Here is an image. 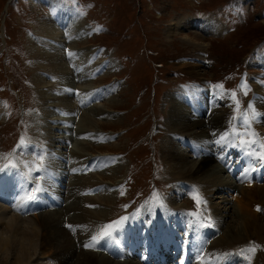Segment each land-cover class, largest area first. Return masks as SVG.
Here are the masks:
<instances>
[{"label":"rangeland","instance_id":"rangeland-1","mask_svg":"<svg viewBox=\"0 0 264 264\" xmlns=\"http://www.w3.org/2000/svg\"><path fill=\"white\" fill-rule=\"evenodd\" d=\"M54 1L69 5L76 10L83 23L91 30L85 41L77 42L76 47H91L90 58L94 63L103 64L104 61L109 60L108 64L111 61L110 66L105 64L104 70L108 69L105 73L99 71L92 79L96 86H112L111 100L102 99L96 102L105 109L109 118V120H101V123L108 124L103 131L107 132L110 138L105 141L106 143L103 142L100 150L97 149L98 146H92L89 151L115 157L120 167L114 175L104 173L106 169H111V166L109 168L100 166L105 170L103 173L98 172L100 171L98 169L89 173L98 181L94 186L100 185L101 190L103 188L110 190V194L100 191L99 193H103L94 198L96 202L84 203L90 209L101 210L97 214L102 215L95 217L96 222L103 226L124 218L127 213H135L139 218L145 219L139 227L143 231L150 227L151 213L155 214L158 211L169 213L171 208L175 211L188 210L190 214L193 212L211 219L212 211L209 207L211 203L224 219L221 224L222 229L219 230L217 227V232L220 233L226 227H230L233 217L235 218L230 208L236 205V198L242 202L243 209L249 216L254 211L261 214V203L254 207L255 203L246 202L245 197L240 195L243 188L251 186L250 183L246 186L245 183L235 181L238 189L232 186L230 188L219 186L208 191L206 196L199 188L203 181L197 180L193 183L183 177L172 179L162 151L166 138L171 137L173 133L169 131L166 121L170 110L169 96L174 94H176L175 98L185 99L186 107H189V103L191 105L194 103L197 107H190V110L195 115L202 109L205 122L206 116L212 111L226 107L222 112L227 118L224 126L221 128L217 126L214 129L215 133L211 135L213 138L210 143L208 139L204 142L210 153L213 151L212 144L216 145L212 141H220L219 145L226 144L225 141L229 137L236 142L239 141V137L234 134L239 133L238 129L241 133L246 129L243 125L239 126L235 120H241V114L248 110L250 103L254 105L256 112L261 114L251 122L255 128L251 129V133L263 131L264 127L262 130L259 129L255 122L258 118L264 119V103L258 107L254 100L259 97L264 102V0ZM40 5L33 0H0V167L7 162L2 158L3 155L13 152L22 136L30 142V148L29 146L25 148L27 152L25 149L22 152L17 150L16 156L26 161L25 155L31 153V145L41 140L44 123L47 125L44 131L52 139L57 138L59 142L50 141L51 148L50 146L45 148L48 150L46 156H50L52 151L56 156L58 150H62L61 154L67 158L69 155L67 135L64 136L59 132L63 129L58 127L60 123L56 122L54 114L44 120L40 115L42 111L39 106H50L52 109L57 106L48 102L47 98L45 101L42 100L32 80L35 60L30 54L29 47L39 42L36 37L39 34V23L42 19L47 20L49 15L47 7ZM201 19H206L213 26L216 25L218 33L211 29V33L198 29L197 26L189 23L190 20ZM192 63L202 64L204 67L202 77L188 72L187 65ZM45 79L46 82L50 80L46 76ZM242 85L246 88H242ZM255 86H259L262 94L257 92ZM208 90L211 91L210 95ZM245 90L247 95L244 94ZM189 91L196 93L201 101L196 100L194 94L189 96ZM233 92L240 102L239 111L236 110L235 101L231 97ZM233 117L236 119L234 120ZM37 120L41 123L36 122ZM76 122L77 120L73 128ZM252 126L250 128H253ZM69 133L70 131L67 132L68 135ZM221 137L225 139L221 140ZM179 138L196 141L190 134H182ZM184 140L179 145L183 150L182 154L189 160L199 159L192 146L185 144ZM39 142L37 143L40 144ZM229 143L231 145V142ZM44 145L48 144L44 142ZM198 145V148H203ZM227 146L229 145L213 151V157L217 159L219 153L227 152ZM71 148L73 149L72 146ZM65 167L64 164L61 167L64 168L65 175L58 183L61 189L65 188L68 176L71 175L70 170ZM85 170V166L79 168L81 173ZM223 171L222 174L227 176L224 169ZM10 172L7 170L0 172V180L7 176L11 177ZM229 179L231 184L234 179L231 177ZM263 182L264 179L256 183L261 185ZM183 183L195 185L198 191L193 188L191 194H186L183 189L180 192L174 189L175 185ZM66 189L59 191L61 198ZM194 196L197 199H194ZM61 198L59 197L57 207L64 206L63 201L60 202ZM197 200L200 201L199 204ZM42 208L39 210L35 208L31 211L32 214L27 213V216L26 213L21 214L20 208L15 210L20 212L21 218H33L40 210L49 211L45 206ZM143 209L146 210L142 211ZM63 220L65 225L66 216ZM166 222L172 226L175 223L170 215L166 218ZM205 225H207L206 221ZM4 226V223L0 225L2 228ZM68 228L66 230L75 240L74 234ZM243 232L237 239L229 240L226 247L229 246L230 254L246 257L244 261L248 264L251 261L252 264H264V230H258L252 237ZM76 247L79 248L77 243ZM250 247L255 248V251L249 254L247 251L242 252V248L245 250ZM36 252L32 257L33 260L39 256L42 261L52 262L50 254L56 256L49 249H37ZM164 254L168 262L174 264V260L170 259L173 253L165 250ZM6 257V264H13L15 257L11 254ZM76 258L71 259L72 263H75ZM1 260L0 264H5ZM134 260L142 263L137 254H128L126 257L121 255L117 258L121 263Z\"/></svg>","mask_w":264,"mask_h":264},{"label":"bare ground","instance_id":"bare-ground-1","mask_svg":"<svg viewBox=\"0 0 264 264\" xmlns=\"http://www.w3.org/2000/svg\"><path fill=\"white\" fill-rule=\"evenodd\" d=\"M33 1L39 5H43L45 8L47 7L46 9L49 10V15L47 20L42 19L39 23V34L36 35L39 42L29 47L30 54L35 60L32 67L34 69L32 80L42 100L45 101V98H47L48 102H52L53 105L57 106L55 107L56 109H52L50 106H39V109L42 111L40 115H42V119L44 120L47 116L54 114L57 120L56 122L60 123L58 127L63 129L59 132L64 136L67 135L66 138L68 143H64L68 144L69 149L67 148V151L69 155L67 158L61 154L62 150H58L56 151L58 153L56 156L53 155L55 154L54 151L51 152L50 156H46L48 150L45 148H48V146L51 148V144H49L50 141L59 142L56 140L57 138L52 139L50 135L44 131V127L47 126L44 123L42 126V136L39 134L41 140L40 142L37 141L40 144L35 141V143L31 145V153H26L25 155L28 160L25 162L34 160V158L40 154L45 156L47 170L45 168L46 174L44 178L40 176L42 172L37 176L29 175L31 181L29 189L33 190L37 183L42 189L37 193L34 204L32 205L31 201L23 199L28 192L21 188V179L19 177L21 174L19 171H16V175L12 177L8 178L7 176V178L0 180V198L4 199L1 201L3 203L2 205L0 202V225L2 223L5 224L3 228L0 227V260L2 259L3 263L6 264V256L11 254L15 257L13 264H33L32 262H34V264H140L138 260L128 263L117 261V258L121 255L126 257L128 254L138 255L139 253L138 249H132L133 251H131L132 241L128 238H134L137 241L135 247H141L143 249L142 254L146 253L149 249H156L166 244L162 242L150 246L148 238L142 237V235L138 233L142 221L135 213L130 214L127 219H124L120 227L113 231L111 237L101 239L93 247H85L86 244L92 243V237L98 233L102 226L100 223H97L95 219V217H99V215L102 214H97L101 211L100 209H90L86 207L84 203L96 202L94 198H96L98 194L102 195L103 192L110 194V190L107 188H103V192L99 193L102 191L101 186H94L98 181L94 180L95 176L89 175V173L97 169L100 170L98 172L103 173L105 170H102L100 166H102V168H106V166L109 168L111 166V169H106L104 173L114 175L117 172L116 170H119L120 167L115 157H109L108 154H101V152L95 154L89 151L92 146H98L97 149L100 150L102 147L101 145L104 144L103 142L110 138V135L103 131V128L108 126V124L101 123V120H109V118L105 109L96 102L102 99L111 100L110 92L112 91V86H96L92 79L99 71L105 73L108 69L104 70V66L105 64L106 66H110L111 61L108 62L109 65L107 64L109 60L104 61L103 64H101V62L94 63L92 58H90L91 47H76L75 44L80 41L84 42L91 32L83 23L76 10L69 5L61 4L54 0ZM189 23L193 26H197L198 29L210 31V33L211 30L217 33L219 31L216 25L213 26L209 24L206 19H201L199 21L190 20ZM187 66L189 73L202 77L204 72L202 64L192 63ZM45 76L46 78H50V80L48 79L49 81L53 82H49L48 80L46 82ZM255 89L257 92L261 93L259 86H255ZM210 92L211 91H209V95ZM193 94L196 100H200V97L196 93L189 91V96ZM177 95H179V93ZM175 96L176 94L169 96L170 110L168 114L169 117L166 121L169 131L173 133L170 135L171 137L166 138L165 143H163L164 151H162L164 152L163 157L165 158L168 173L171 175L172 179H180L183 177L190 179L188 181L193 183L195 181L197 182V180L203 181V184L199 186V188L206 196L208 191L219 186H225L226 188L232 186L238 189V185H235V181L236 183H245V185L247 184L246 186L250 183L251 186L245 187L242 190V187L240 188V195L245 197L246 202L255 203V205H253L254 207L260 203L262 204L260 207L261 214L254 211L252 215L249 216L246 211H244L242 202L236 198V205L234 204L230 208L235 215L230 227H226L225 230L220 232L221 234L217 232V234L211 236L206 241L205 245L204 242L207 232L205 233L203 231L202 237H195L191 240L188 248H182V257L183 259L188 258L190 264H248V262L244 261L246 257L230 254L228 249L229 246H226L229 240L237 239L242 231L252 237L258 230H264V182L261 185H257L256 183L257 174H264V161L243 153V149L239 148V141L236 142L230 137L225 141L226 144L222 145H219L217 141H212V143H216V147L212 144L213 151H216L219 147L223 148L224 145H230L229 142H231V146L233 147L231 148L233 150L232 154L227 155L224 152L219 153L220 156H216L217 159H215V157H213V151L210 153L204 142L208 139L210 143L211 138H213L211 135L215 133L214 129H216L217 126L220 128L224 126V121L227 118L225 117L226 114L224 116L222 112L226 110V107L222 110L212 111L206 116L207 119L205 122L202 117L204 115L203 111H201L202 109L195 115L190 110V107H197L194 106V103L191 105L188 102L189 107H186L184 103L185 99H181L180 97L175 98ZM260 99L261 98L257 97L256 100H254L258 107L262 106L264 103ZM108 105H110V103H108ZM49 107L52 110H50ZM76 120V126L73 128V124ZM257 120L255 124L262 130L264 127V119L260 120V118H258ZM36 122H40V120ZM235 122L239 124V126L242 125L241 120H235ZM234 125L236 126V124ZM251 129L255 128H250V132L252 131ZM68 131H70L69 135L67 134ZM238 132L241 133L240 129H238ZM253 133L255 136L252 138H255L256 143L248 148L250 150L249 152H261L260 145L264 143V129L261 132ZM182 134H190L196 141L193 142L191 140L189 141V139L179 138ZM183 140L185 144L187 143V145L192 146L195 154L199 155V159L189 160L188 157L182 154L183 150L179 145L182 144ZM44 142L48 145H44ZM198 144L203 148H198ZM28 148H30V146ZM262 150L264 151V149ZM207 154L210 155L208 156ZM235 155H238L240 159L234 160L230 158ZM63 164L66 166V169L70 170L71 175L68 176V182L64 185L65 188H62H67L69 190L66 189V192L68 191L67 193L64 190L65 194H63L61 198V192L59 193V191L62 189L58 183L61 182L63 175H65V173H63L65 171H63L64 168H61ZM82 166L86 167L84 173L79 171V168ZM223 169L229 177L234 179V181L232 180L231 182L232 185L229 183L230 179L228 175L222 174L224 172ZM24 170L27 171V169ZM241 171H243V174ZM12 174L13 172H10V176ZM110 175L108 176L110 177ZM25 180H27L26 177ZM193 188L198 191L197 187L193 184L189 185L183 183L182 185H175L174 187V189L179 192L183 189L186 194H191L190 192ZM2 193L5 195L8 194V197L1 195ZM111 195L113 196V193ZM59 197L61 198L60 202L63 201L64 204L63 207L59 206L60 208L56 206ZM102 198L104 197L102 196ZM202 201L205 200L203 199ZM37 205L45 206L49 211L41 212L40 210L36 217L21 218L20 212L18 210L16 212L15 210V208L19 206H21V208L30 206L28 209L30 211L26 212L27 216V213L32 214L31 211H34ZM50 206L53 208L51 209ZM56 207L58 209H56ZM209 207L212 211V215H210L212 216L211 219L203 217L201 214H199V217L195 216L198 214H190L183 209L175 211L171 208L172 210H170L169 213L165 211H158L155 214L151 213V215H153V220L150 221L151 226L143 229V232L146 233V235L147 233H151L154 237L168 235L171 229L169 223L165 221L167 215L172 216L175 221L174 225L176 224V226L182 228L185 233L191 231L197 234L200 230L197 225L204 221L208 222L209 227H218L219 230H221V224L224 219L214 205L210 203ZM50 210L53 211L51 212ZM144 210L146 209L142 211ZM22 213L21 211V214ZM204 213L202 212V214ZM142 215H144L143 212ZM65 216L66 220L64 225L63 218ZM125 217L126 216H124V218ZM69 225L72 226V228L68 229L74 234L75 240L66 230ZM241 225L244 226V229ZM140 232H142V229H140ZM76 243L79 248L76 247ZM37 249H49V251L52 252L53 255L56 254V256L50 254V260H53L52 262L42 261L39 259V256L35 257L33 260L32 257ZM242 250H244V248H242ZM206 252H208L207 256ZM242 252L244 253V251ZM192 253H194V256ZM3 254L5 256H3ZM74 257L77 258L75 263H72L71 259ZM250 264H252V261Z\"/></svg>","mask_w":264,"mask_h":264},{"label":"snow or ice","instance_id":"snow-or-ice-1","mask_svg":"<svg viewBox=\"0 0 264 264\" xmlns=\"http://www.w3.org/2000/svg\"><path fill=\"white\" fill-rule=\"evenodd\" d=\"M242 88H246V86L242 85ZM244 94L247 95L246 90L244 91ZM231 97L235 101L236 110L239 111L240 102L236 99V93L233 92L231 94ZM249 113H251V115H249ZM258 115H261V114L256 112L254 105L251 103L248 105V110L246 112H244L243 114H241L242 125L246 129V131L244 133H235V135H237L239 137V146L241 148H249L253 144L256 143V140L254 138H252L255 136V134L250 132V126H251V122L253 120H255V118ZM233 119L235 120L236 117H233ZM246 137H249V138L246 139ZM224 139H225L224 137H221V140H224ZM29 143L30 142L27 140V138L22 136L20 138L17 146H16V149H14L13 152H11V153L3 155L2 158L7 162L4 163L2 167H0V172H4L6 170L7 171L15 170V171L21 172L22 175H24L25 177H28L33 172H43L46 168L45 156L43 154L36 156L34 158V160H32L30 162L22 161L16 156V151L20 150L22 152L23 149H25L29 146ZM217 143H220V141H217ZM260 146L262 149H264V143H262ZM245 154L250 156V157H256L257 159L264 161V151L246 152ZM23 169H27V171L25 172V171H23ZM41 190H42L41 186L37 183V184H35L33 190H31L30 192L25 194L23 199L27 200V201L35 200L37 198V193L40 192ZM155 198L158 199V197H155ZM193 198L197 199V197H195V196ZM197 203L199 204L200 201L197 200ZM124 219H126V218H121L120 220H117V221H114V222H111L109 224L101 226L98 233L92 237V243L86 244L85 247H93L101 239H104L106 237H111L113 231L120 227V225L122 224ZM198 226L202 227L203 224L200 223ZM68 227L72 228L71 225H69ZM242 251L254 252L255 248L250 247V248H247V249L242 250Z\"/></svg>","mask_w":264,"mask_h":264}]
</instances>
